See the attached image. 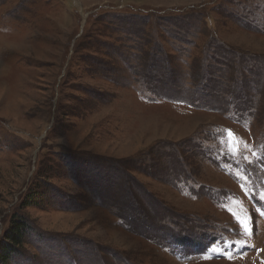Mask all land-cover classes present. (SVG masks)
Masks as SVG:
<instances>
[{
    "label": "rangeland",
    "instance_id": "1",
    "mask_svg": "<svg viewBox=\"0 0 264 264\" xmlns=\"http://www.w3.org/2000/svg\"><path fill=\"white\" fill-rule=\"evenodd\" d=\"M15 212L7 264H264V0H0Z\"/></svg>",
    "mask_w": 264,
    "mask_h": 264
},
{
    "label": "trees",
    "instance_id": "2",
    "mask_svg": "<svg viewBox=\"0 0 264 264\" xmlns=\"http://www.w3.org/2000/svg\"><path fill=\"white\" fill-rule=\"evenodd\" d=\"M31 200L32 197H28L25 204L28 205ZM10 218V227L4 232V239L0 241V264L9 263L10 259L18 254L24 236L29 232V224L24 215L15 212Z\"/></svg>",
    "mask_w": 264,
    "mask_h": 264
},
{
    "label": "snow or ice",
    "instance_id": "3",
    "mask_svg": "<svg viewBox=\"0 0 264 264\" xmlns=\"http://www.w3.org/2000/svg\"><path fill=\"white\" fill-rule=\"evenodd\" d=\"M231 134V133H230ZM253 155H255V153H253ZM241 227L244 229L246 234H251L250 229L246 228L243 224L241 225ZM235 243L239 244L240 246H243V241H236ZM210 251H215V252H219L221 251L220 249L216 248L215 246H213L212 249H210ZM230 255V254H229Z\"/></svg>",
    "mask_w": 264,
    "mask_h": 264
}]
</instances>
